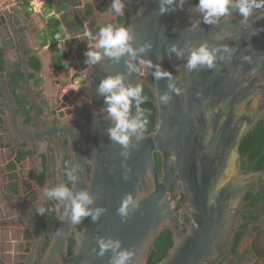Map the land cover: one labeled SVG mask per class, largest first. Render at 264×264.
Wrapping results in <instances>:
<instances>
[{
    "label": "water",
    "instance_id": "obj_1",
    "mask_svg": "<svg viewBox=\"0 0 264 264\" xmlns=\"http://www.w3.org/2000/svg\"><path fill=\"white\" fill-rule=\"evenodd\" d=\"M23 2L0 0L1 48L5 53L16 49L23 56L10 52L9 61L22 75L14 86L8 77L11 64L6 61V71H0V140L17 135L40 143L52 134L59 144L57 134H68L75 142L70 146L77 177L72 187L89 190L95 197L93 207L106 209L95 222L91 216L84 218L80 231L78 224L60 218L44 254V231L33 222L37 243L32 260L37 264H109L112 253L99 256L97 240L112 237L120 239L122 247L133 253L129 264H148L156 238L169 231L173 245L156 264H220L242 223L246 195L264 184V169L247 171L240 152L245 137L264 121V11L257 10L242 22L233 10L213 26L202 19L199 22L193 0H186L183 10L177 8L164 14L159 13L158 0H126L124 17L128 16V22L118 21L116 25L130 29L134 45L152 43L145 58L172 72V82L181 92L169 93L170 101L161 104L159 95L168 91L167 78L155 80L151 69L126 75L127 81L141 86L144 72L154 80L158 121L152 132L141 131L138 135L142 138L133 136L124 149L109 138L107 128L111 121L101 111L106 105L96 92L106 75L127 72L123 59L120 63L105 61L95 66L85 63L86 23L93 30L109 23L115 25L112 13L95 11V0L47 3L45 11L57 13L65 43L71 44L78 54L74 64L77 71L84 73L85 81L79 92L69 91L61 104L74 110L70 118L59 113L53 126L45 123L36 133L24 126L19 100L26 101L24 108H33L35 117L47 102H55L46 98L45 90L37 106L31 78L34 72L30 71L28 60L29 56L36 57L44 72L41 76L47 75L49 57L42 55L47 34H36L33 27L37 14L30 13ZM205 42L210 47L233 48L231 60H218L211 70L188 71L184 59L175 54L169 58L165 51L173 43L184 48ZM34 44L40 47L35 48ZM244 55L250 56V62L242 60ZM141 104L138 113L133 108V114L140 116ZM156 154L161 158V173ZM57 172L63 183L61 164ZM128 193L138 200V206L130 207L127 217L122 218L117 209ZM61 212L62 216L63 206ZM2 214L0 211V217ZM176 214L180 217L176 218ZM185 216L191 220L187 222ZM71 238L75 245L70 253Z\"/></svg>",
    "mask_w": 264,
    "mask_h": 264
},
{
    "label": "flooded vegetation",
    "instance_id": "obj_2",
    "mask_svg": "<svg viewBox=\"0 0 264 264\" xmlns=\"http://www.w3.org/2000/svg\"><path fill=\"white\" fill-rule=\"evenodd\" d=\"M109 1L108 6L102 7L103 0H98L97 2L100 3L99 8L102 11L109 10L112 0ZM124 2L125 14L127 13V2L126 0ZM193 2L195 4L198 0H193ZM30 3V0H24L23 2V4H27V7H29ZM54 14L49 19L50 23L48 21L49 33H47L46 39L50 42L49 50L52 53L57 70L61 72V82L59 84L54 82V85L48 88V97H45L55 103L47 102V106L41 111L38 110V115L35 117L32 107L24 108V106L27 107L26 101H18L20 104L19 113L23 124L34 133L38 132L45 123H47L48 127L50 125L53 126L58 121L59 113L63 114L65 119L70 118L74 114L73 109L64 108L61 104L64 103V98L67 97L69 91L79 92L81 85L85 81L84 73L77 71L74 64L78 54L74 51L73 46L67 44L68 49L61 50L59 43L53 39L54 29L52 23L57 13L55 12ZM120 21L122 23L128 22V16L126 18L124 15L121 16ZM86 28L87 31H92L93 33L98 31L90 29V23H86ZM65 38L63 36L64 42ZM10 52L16 53L19 57L22 56L16 49ZM3 53L0 43V54L2 56V59H0V71L2 72L7 69ZM28 63L30 71L34 72V74H31V78L36 87L35 98L38 103L37 106H40L41 100L39 98L42 94L40 91L41 75L44 72L36 57L29 56ZM9 64H11V74L8 77L11 85L14 86L22 78V75L20 69L15 68L11 61H9ZM72 68L74 70L73 73H71ZM35 75L38 77H35ZM141 79L143 85L148 84L154 89V80L147 72L142 74ZM50 81L53 82L54 80ZM48 85L47 82L46 87ZM45 97L42 98L43 101ZM57 137L59 144L55 143L52 134L45 137L40 143L23 140L17 135L8 137L5 141L0 140V211L3 213L0 217V264H37L35 259L32 260L37 243L33 222H36L45 234L44 244L41 249L43 254L51 243L52 235L60 225L62 212L58 214L55 211L56 201H45L43 189L61 183L57 172L60 164V175H62L63 183L72 187L67 173L74 168V155L71 148L75 142H72V138H69L68 134L58 133ZM256 152L257 148L248 149L242 156L244 158L243 166L247 171L264 169V154H256ZM159 160L161 162L160 156L156 154L157 167L161 173ZM91 170V167L88 166L89 173ZM41 204H44L51 211H47L45 215L38 214L36 209ZM9 212L10 214L7 215L6 213ZM179 217V214H176V218ZM185 219L187 222L191 220L188 216H185ZM77 227L79 231L83 228L81 224H78ZM183 228L186 231L185 223ZM165 232L160 233L151 246L148 264L150 258L153 260L152 264L159 262L172 247V234L168 231L169 235H167ZM5 244H7V248ZM74 245L75 239L71 238L69 244L70 253ZM226 251L228 253L222 258L220 264H264V184L260 185L256 191L246 195L242 223L231 243V247Z\"/></svg>",
    "mask_w": 264,
    "mask_h": 264
},
{
    "label": "clouds",
    "instance_id": "obj_3",
    "mask_svg": "<svg viewBox=\"0 0 264 264\" xmlns=\"http://www.w3.org/2000/svg\"><path fill=\"white\" fill-rule=\"evenodd\" d=\"M186 0H158L159 13L164 14L175 11L177 8L183 10ZM125 9L124 0H112L109 11L114 16H123ZM195 12L199 14L200 23L208 25H217L221 18L228 17L235 10L242 17V22L257 10L264 11V0H198L194 5ZM54 13V12H53ZM57 17V16H56ZM83 38H87V49L84 52L85 63L95 66L105 61L120 63L123 59L126 73L108 74L102 78L96 92L103 97L106 107L101 111L111 121L107 128V133L112 142L121 145L126 149L133 136L137 140L142 137L138 135L148 124V119L140 118L139 115L133 114V108L139 112V106L143 103L142 86L133 84L126 79V75L138 73L141 70H152L151 75L155 80L167 78L168 91L159 95V102L167 104L171 96L169 93L180 94L181 89L172 82V72L165 70L159 63H155L146 57V54L152 49L151 42L134 45V37L129 28L117 26L114 24H105L99 27L95 33L85 31ZM222 39V37H217ZM166 54L171 58L172 54L178 59H184V67L188 71L197 68H207L209 70L216 67V62L231 60L234 49L228 45L210 47L208 43H202L198 46H186L184 48L173 43L170 48L165 49ZM250 56H242V60L250 62ZM122 155H127L122 152ZM75 169L67 173L68 180L74 185L77 177L74 174ZM43 198L45 201H56L55 211L59 214L63 206V215L61 219H70L72 224H80L83 219L91 216L93 222L106 211L105 208L95 204V197L87 189L74 190L68 184L60 183L52 187L43 189ZM138 206V200L134 199L131 193L126 194L117 213L122 217H127L130 207ZM51 211L44 206L38 205L36 212L45 215ZM98 255L103 256L106 252H111L109 264H129L133 253L122 247L120 239L112 237H101L97 240Z\"/></svg>",
    "mask_w": 264,
    "mask_h": 264
},
{
    "label": "trees",
    "instance_id": "obj_4",
    "mask_svg": "<svg viewBox=\"0 0 264 264\" xmlns=\"http://www.w3.org/2000/svg\"><path fill=\"white\" fill-rule=\"evenodd\" d=\"M109 2H110L109 0H103L102 7L108 6ZM59 24H60L59 20L54 21L52 23L53 29L57 28ZM0 59H2L1 54H0ZM142 89H143L142 96L144 99H143V103L141 104L140 117L141 119L145 117L148 119V124L142 131H144L145 133H150L156 128L158 121V109L156 106L154 89H152V87H150L148 84H144ZM256 148H257L256 154H264V121L259 122L257 127L252 132H250L242 141L240 148L241 155L243 156L245 151H247L248 149H256ZM160 163L161 162L159 160V165ZM165 234L169 235V232L166 231ZM152 263L153 260L152 258H150L149 264Z\"/></svg>",
    "mask_w": 264,
    "mask_h": 264
},
{
    "label": "crops",
    "instance_id": "obj_5",
    "mask_svg": "<svg viewBox=\"0 0 264 264\" xmlns=\"http://www.w3.org/2000/svg\"><path fill=\"white\" fill-rule=\"evenodd\" d=\"M31 1V0H30ZM49 2V0H48ZM47 2V3H48ZM23 4V3H21ZM99 5L100 3L98 2L97 5H94V9H97L95 11H99V13L101 14H109L111 13L109 10H106V11H102L100 8H99ZM99 8V9H98ZM93 9V12H95ZM54 11H44L43 14L39 13V12H35L38 16V15H41L42 16V19L40 18V16L36 17L34 16V30L37 31L36 34H47L49 33L48 32V21L50 19V16H48V14H53ZM30 13H32V11H30ZM121 17L120 16H114V20H115V25L118 23V21H120ZM58 17L54 18L53 19V22L54 21H58ZM50 23V21H49ZM120 23H122L120 21ZM58 29H60V32L62 30V28H60V26H58V28H55L53 31V39L55 40V33L57 31H59ZM47 36V35H46ZM41 39V38H40ZM49 44L50 42L47 41L46 39V43L43 45L44 48L42 49V55H48L49 57V69H48V72H47V75L42 77V80H41V84H40V91H41V95H45V90L48 91V88H50L52 85H54V82H57L59 84V82H61V77H60V71L57 70V66L54 62V58L52 57V53L51 51L49 50ZM34 47L35 48H39L40 46L38 44H34ZM3 56H4V59L6 61L9 62V59H10V53H3ZM36 79V78H35ZM41 79V78H40ZM54 80L53 82H51L50 80ZM48 82V87H46V84Z\"/></svg>",
    "mask_w": 264,
    "mask_h": 264
},
{
    "label": "built area",
    "instance_id": "obj_6",
    "mask_svg": "<svg viewBox=\"0 0 264 264\" xmlns=\"http://www.w3.org/2000/svg\"><path fill=\"white\" fill-rule=\"evenodd\" d=\"M48 0H31V3L29 4V10L33 12H39L41 14L44 13L46 10V4ZM55 13V12H54ZM53 13V14H54ZM52 14H48V16H51ZM58 17V15H56ZM55 40L59 43V48L61 50H67L68 45L63 40V31L60 30L55 33ZM73 68L71 69V73H73Z\"/></svg>",
    "mask_w": 264,
    "mask_h": 264
}]
</instances>
